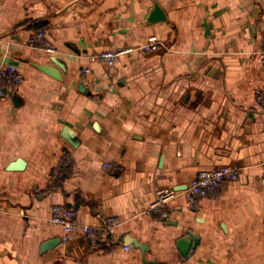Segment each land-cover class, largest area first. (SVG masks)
I'll return each instance as SVG.
<instances>
[{
	"label": "crops",
	"instance_id": "crops-1",
	"mask_svg": "<svg viewBox=\"0 0 264 264\" xmlns=\"http://www.w3.org/2000/svg\"><path fill=\"white\" fill-rule=\"evenodd\" d=\"M39 30L57 54L29 47ZM152 36L167 49L121 57L113 78L89 62ZM263 50L264 0L0 1V67L25 78L0 100V264H264ZM221 166L239 180L192 210L182 192ZM165 188L163 222L145 211ZM58 205L103 238L64 243Z\"/></svg>",
	"mask_w": 264,
	"mask_h": 264
},
{
	"label": "built area",
	"instance_id": "built-area-1",
	"mask_svg": "<svg viewBox=\"0 0 264 264\" xmlns=\"http://www.w3.org/2000/svg\"><path fill=\"white\" fill-rule=\"evenodd\" d=\"M2 1V0H0ZM29 47L37 52H46L54 55L58 53L51 43L47 40L44 31H38L31 35L28 41ZM167 46L158 37H149L147 42L139 48H115L112 50L101 52L97 55L89 56L90 63H103L110 69V77H114V69L116 68L121 57L139 53L147 56L154 52L166 50ZM264 62V50L261 52ZM82 75L87 76L91 73L89 68L81 70ZM25 78L19 69L12 64L0 67V100L9 98L10 95L17 92L23 85ZM255 100L259 110L264 113V89L255 91ZM104 169L111 173H117L122 170L121 167L113 163H105ZM240 177L238 169L231 166H221L212 170L200 171L191 179L187 189L182 192L187 200L190 208L199 211L200 201L206 198H212L229 182H237ZM179 196V192L175 189L165 188L156 192L154 202L145 211L149 217H154L158 221H166L170 214L168 211L169 204ZM50 221L53 225L63 229L62 241L67 243L74 233L82 235L85 239L92 243H97L103 238L105 233H101L95 227L82 224L75 216V209L68 206H54L51 210ZM129 249V248H127Z\"/></svg>",
	"mask_w": 264,
	"mask_h": 264
},
{
	"label": "water",
	"instance_id": "water-1",
	"mask_svg": "<svg viewBox=\"0 0 264 264\" xmlns=\"http://www.w3.org/2000/svg\"><path fill=\"white\" fill-rule=\"evenodd\" d=\"M165 16L163 15L162 11L159 9L158 5L155 6L154 8V11L152 12L150 18L148 19V22H152V23H155V22H160L163 20H165ZM55 61V60H54ZM41 71L53 76L54 78H57V79H60L59 75L57 74L58 72L55 71L54 69H52L51 67H47V66H39L38 67ZM84 91V89H83ZM64 136L67 137V134L64 132L63 133ZM22 165L23 162L21 160L17 161L16 163L12 164V166L10 167L11 170H15V169H22ZM191 236L195 239L196 236L191 234ZM126 242H127V246H129L130 244H134L136 247H138L139 249L142 250V252L144 253L145 251H147V247L141 243H139L137 240L133 239V238H130V237H127L126 238ZM197 243V241H196ZM56 244H58V242H50V243H47L43 246V251H47L48 249H51L53 247L56 246Z\"/></svg>",
	"mask_w": 264,
	"mask_h": 264
},
{
	"label": "rangeland",
	"instance_id": "rangeland-1",
	"mask_svg": "<svg viewBox=\"0 0 264 264\" xmlns=\"http://www.w3.org/2000/svg\"><path fill=\"white\" fill-rule=\"evenodd\" d=\"M39 31H44V30H39ZM36 32H38V31H36ZM45 32V36H46V38H47V35H46V31H44ZM35 33V32H34ZM33 33V34H34ZM48 40V39H47ZM49 41V40H48ZM50 42V41H49ZM51 43V42H50ZM51 45L55 48V49H57L52 43H51ZM58 50V49H57ZM41 53V52H40ZM42 53H44V52H42Z\"/></svg>",
	"mask_w": 264,
	"mask_h": 264
}]
</instances>
